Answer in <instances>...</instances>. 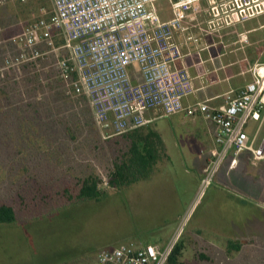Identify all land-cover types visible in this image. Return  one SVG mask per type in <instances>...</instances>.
<instances>
[{
	"label": "rangeland",
	"instance_id": "rangeland-1",
	"mask_svg": "<svg viewBox=\"0 0 264 264\" xmlns=\"http://www.w3.org/2000/svg\"><path fill=\"white\" fill-rule=\"evenodd\" d=\"M156 8L161 17L171 14L167 0ZM51 15L50 0L1 5L0 46ZM62 40L54 31V44ZM58 48L46 69L54 78L57 59L67 56ZM1 74L8 80L0 79V206H11L16 220L0 224V264H96L100 251L123 243L173 241L185 242L179 264H264V157L245 151L246 161L238 160L233 169L226 162L206 187L198 162L191 167L183 157L182 167L164 172L161 166L156 178L111 188L108 141L123 143L121 133L103 129L90 105L72 107L50 90L32 98L24 76ZM64 86L82 97L70 81ZM49 97L56 100L51 112ZM149 115L142 132L167 126L175 138L180 121L189 120L177 114L151 122ZM259 126L252 119L246 130L251 136L259 131L258 143L264 137V125ZM88 174L102 180L107 194L101 201L76 197Z\"/></svg>",
	"mask_w": 264,
	"mask_h": 264
},
{
	"label": "built area",
	"instance_id": "built-area-1",
	"mask_svg": "<svg viewBox=\"0 0 264 264\" xmlns=\"http://www.w3.org/2000/svg\"><path fill=\"white\" fill-rule=\"evenodd\" d=\"M10 1L29 0H0V6ZM50 1L51 17L26 26L13 39L19 52L6 58L4 69L19 68L58 51L53 41L57 31L67 51V57L57 60L61 76L66 80L77 76L72 84L78 94L88 97L103 129L122 134L141 128L150 111L166 117L201 116L215 127V147L202 171L205 187L226 162L235 168L242 152L255 159L264 157V137L258 143L259 131L253 136L246 131L252 119L260 122L258 130L264 125V63L251 68L252 81L231 93L224 108L189 99L193 79L181 63L175 36L196 41L187 35L186 23L205 0H167L172 14L167 21L156 8L159 0ZM207 1L217 29L264 17V0ZM43 46L52 50L42 51ZM175 245V241L165 246L127 242L100 251L96 264H167Z\"/></svg>",
	"mask_w": 264,
	"mask_h": 264
},
{
	"label": "crops",
	"instance_id": "crops-1",
	"mask_svg": "<svg viewBox=\"0 0 264 264\" xmlns=\"http://www.w3.org/2000/svg\"><path fill=\"white\" fill-rule=\"evenodd\" d=\"M211 7L207 0L200 2L186 23L189 27L187 35L196 41L187 42L186 37L180 34H176L175 41L181 47V63L189 69L193 79L190 101H208L212 107L224 108L231 93H238L252 81L251 68L264 63V17L236 27L217 29L211 22ZM165 17L161 18L167 21L172 14ZM181 63L179 65L182 66ZM147 114H150L151 122L165 117L160 111ZM179 116L189 120L187 125L178 120L181 126L176 138L167 126L158 128L160 126L155 125L150 129L160 137V159L150 178L160 175L156 170L161 166L164 172L175 164L182 167L183 157L191 167V163L198 162L200 176L207 165L215 147V127L201 116ZM246 154L245 151L241 153L240 162L243 158L246 161Z\"/></svg>",
	"mask_w": 264,
	"mask_h": 264
},
{
	"label": "trees",
	"instance_id": "trees-1",
	"mask_svg": "<svg viewBox=\"0 0 264 264\" xmlns=\"http://www.w3.org/2000/svg\"><path fill=\"white\" fill-rule=\"evenodd\" d=\"M19 34H17L16 36H18ZM16 36L9 39L6 44H2V46H0V54L2 55V58L0 59L1 80H3L4 82L8 80V77L6 78L5 74H1L3 71H9V73L14 74L15 76L21 74L25 77V91L30 93V95H33L32 98H36L38 93L44 90H50L51 92H55L56 94H58V96H60V100L69 101L72 107H76L79 105L91 106L90 101L86 95L78 94L76 92L72 84L73 81L77 79V76L75 74L71 76L72 79H64L61 76V72L57 66V61L55 63V66L57 68L58 77L54 78V76L51 75L49 71V73H47V65L50 64L49 55H52V52L47 54L44 58L24 63L19 66V68L4 69L6 66V58L8 56H16L19 52L18 45L13 41ZM54 45L56 48L63 46L64 40ZM41 50L51 51V48L43 46ZM65 57L67 56L61 58ZM68 80L71 82V86L73 87L74 92H76L78 95H81L82 97H76L66 92L64 83L69 82ZM10 95L13 94L10 93ZM48 102L49 104H47L46 107L48 106L51 112L52 108L50 106H52V104L55 103L56 100L49 97ZM121 135L122 136L120 137L124 139L123 143L113 142L112 144L111 141H108L110 144L108 149L111 161L110 167L112 168V175L108 182V185L111 188L124 190L130 185H134L150 179L160 159V137L152 130L144 133L140 130V128L129 130L122 133ZM101 184V178L94 174H88V176L83 177L79 185V192L76 195L78 201H101L107 194L100 188ZM15 220L16 213L14 209L8 205H1L0 224H11L15 222ZM184 243L185 242H180L179 244L175 245V248L167 264H179L178 261L180 259V256L182 255ZM230 248L234 250L239 249L238 246L234 244H231ZM205 258V256H202V260H207Z\"/></svg>",
	"mask_w": 264,
	"mask_h": 264
}]
</instances>
